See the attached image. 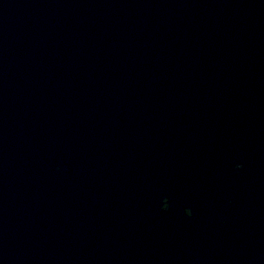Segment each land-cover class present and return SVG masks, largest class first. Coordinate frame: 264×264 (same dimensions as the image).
<instances>
[{"label":"water","instance_id":"water-1","mask_svg":"<svg viewBox=\"0 0 264 264\" xmlns=\"http://www.w3.org/2000/svg\"><path fill=\"white\" fill-rule=\"evenodd\" d=\"M0 264H264V0H0Z\"/></svg>","mask_w":264,"mask_h":264},{"label":"snow or ice","instance_id":"snow-or-ice-1","mask_svg":"<svg viewBox=\"0 0 264 264\" xmlns=\"http://www.w3.org/2000/svg\"><path fill=\"white\" fill-rule=\"evenodd\" d=\"M236 168L237 169H240V168H242V165L241 164H237L236 165ZM163 209L165 210V211H167L168 209H169V203H168V200L167 199H164L163 200ZM185 214L187 215V216H191L192 215V212H191V210L190 209H185Z\"/></svg>","mask_w":264,"mask_h":264}]
</instances>
